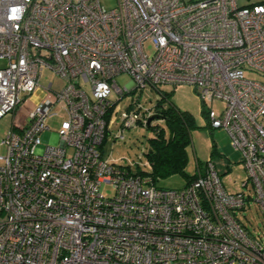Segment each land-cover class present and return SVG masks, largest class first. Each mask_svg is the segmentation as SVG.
I'll list each match as a JSON object with an SVG mask.
<instances>
[{
    "label": "built area",
    "instance_id": "1",
    "mask_svg": "<svg viewBox=\"0 0 264 264\" xmlns=\"http://www.w3.org/2000/svg\"><path fill=\"white\" fill-rule=\"evenodd\" d=\"M43 67L62 79L47 86L55 100L13 119L0 140V264H264V234L237 217L251 201L264 215V81L245 76H264V1L0 0V118ZM120 74L157 97L159 85L184 83L220 103L205 118L241 153L248 193L227 191L212 159L175 189L104 158L107 135L123 139L157 113L120 111ZM57 112L58 144L36 153Z\"/></svg>",
    "mask_w": 264,
    "mask_h": 264
},
{
    "label": "rangeland",
    "instance_id": "2",
    "mask_svg": "<svg viewBox=\"0 0 264 264\" xmlns=\"http://www.w3.org/2000/svg\"><path fill=\"white\" fill-rule=\"evenodd\" d=\"M264 0H238L239 4H252ZM106 7H111L114 0H101ZM150 49L151 45L146 44ZM245 76L254 80L264 81V76L254 72H245ZM117 84L127 88L126 93L117 101L120 111L134 104L141 106L140 110L153 106L156 102L157 93L153 88L145 87L143 91L135 89L131 77L127 74H120L115 77ZM57 89L62 84L60 79L49 67L40 70V77L35 90L25 95L24 101L20 104L14 114H7L0 118V140L3 138L12 124V120L19 123H26L30 113L36 105L46 100L54 101L55 93L48 88ZM163 93L168 94V100L177 108L187 111L194 120V126L190 129V144L186 148L188 162L185 167L187 175H192L196 171L197 165H203L207 160L212 159L219 171L221 181L225 189L229 192L244 190L248 193L247 187H241V182L247 178L246 171L241 161V153L235 150L230 144L228 133L223 128H210L202 108L208 109L212 106L221 109V104L214 102L210 105L202 102L200 96L193 86L189 84H161L157 87ZM23 97V96H22ZM115 94L111 95L112 100H116ZM164 101L165 104L168 103ZM167 102V103H166ZM57 111V108H56ZM63 116L60 112L48 116L45 120L48 129L39 135L40 144L36 148V153H42L46 145H57L59 142L58 129ZM151 125H159L166 130V125L162 119H154ZM116 131V127L112 128ZM154 131L146 124L136 123L133 127L125 129L123 139H114L111 134L104 140L101 151L104 158L110 162L129 166L134 172L138 169L149 171L150 167L146 160L145 153L149 149L148 139L153 137ZM4 148L0 146V152ZM156 185L163 188H181L186 183V177L180 173L172 174L163 178H158ZM101 192L109 196L112 188L103 185ZM237 217L251 235L261 237L264 234V215L261 214L257 205L251 201L247 207L237 212Z\"/></svg>",
    "mask_w": 264,
    "mask_h": 264
},
{
    "label": "trees",
    "instance_id": "3",
    "mask_svg": "<svg viewBox=\"0 0 264 264\" xmlns=\"http://www.w3.org/2000/svg\"><path fill=\"white\" fill-rule=\"evenodd\" d=\"M167 100V93H162L156 99L155 111L160 114L166 130L159 125L149 126L154 131L153 137L148 139L149 149L145 153L150 169H138L137 173H147L154 181L180 173L186 177L187 183L196 175L185 172L188 162L186 148L190 144V129L194 126V120L189 112L180 110L169 100L165 104ZM206 112L207 109L203 107L202 113L205 115Z\"/></svg>",
    "mask_w": 264,
    "mask_h": 264
},
{
    "label": "water",
    "instance_id": "4",
    "mask_svg": "<svg viewBox=\"0 0 264 264\" xmlns=\"http://www.w3.org/2000/svg\"><path fill=\"white\" fill-rule=\"evenodd\" d=\"M154 119H161V116L160 114L158 113H152L150 114L147 119H146V126H150L151 125V122L154 120Z\"/></svg>",
    "mask_w": 264,
    "mask_h": 264
},
{
    "label": "clouds",
    "instance_id": "5",
    "mask_svg": "<svg viewBox=\"0 0 264 264\" xmlns=\"http://www.w3.org/2000/svg\"><path fill=\"white\" fill-rule=\"evenodd\" d=\"M20 12H21L20 8L11 9V15L9 16V19H20V15H19Z\"/></svg>",
    "mask_w": 264,
    "mask_h": 264
}]
</instances>
